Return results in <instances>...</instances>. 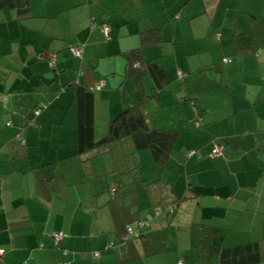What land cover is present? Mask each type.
<instances>
[{"label":"crops","instance_id":"0c3cea01","mask_svg":"<svg viewBox=\"0 0 264 264\" xmlns=\"http://www.w3.org/2000/svg\"><path fill=\"white\" fill-rule=\"evenodd\" d=\"M90 15L109 32L91 26ZM155 29L160 41L143 43ZM258 39L264 40V0H29L25 12L1 8L0 264H207L189 258L193 224L220 227L225 245L264 241V43ZM73 45L81 58L71 54ZM133 49L163 69L155 99L148 98L149 74L129 68ZM101 81L93 92L96 139L139 102L154 127L179 132L171 165L155 168L138 152L144 173L137 208L158 200L152 194L182 196L188 184L197 194L177 214L173 234L169 229L172 244L143 261L136 257L139 240L102 250L116 238L108 205V188L119 179L111 171L115 144L98 158L96 151L76 150V86ZM188 98L208 131L187 124ZM213 137L224 151L212 159ZM194 149L201 157L184 160L183 152ZM55 231L68 254L54 247ZM92 250H101L97 259Z\"/></svg>","mask_w":264,"mask_h":264},{"label":"trees","instance_id":"16d2710c","mask_svg":"<svg viewBox=\"0 0 264 264\" xmlns=\"http://www.w3.org/2000/svg\"><path fill=\"white\" fill-rule=\"evenodd\" d=\"M29 6V0H0V9L3 7H13L18 9L19 13L25 12ZM90 25H100L103 29L109 32L108 26L104 22L97 24V19L94 15L89 17ZM142 39L143 43L153 44L160 41L158 30H150ZM251 39L258 38L254 33L250 35ZM264 40L258 39V44H263ZM77 46V45H73ZM72 46L69 47V49ZM73 54V53H71ZM74 55V54H73ZM75 56V55H74ZM78 57V56H77ZM82 57V54L80 58ZM227 61V60H225ZM230 61V59H229ZM129 68L138 69L149 74L153 82L154 92L148 98H156L159 89L163 86V69L160 65L152 60H143L138 52V49H133L129 54ZM179 79H183L185 74L177 72ZM99 82L94 87L86 88L82 85H77L75 90L76 107H77V153L84 154L96 151V156L107 151L113 145L112 152L115 153V163L112 172H118L119 179L110 185L108 188L111 193L108 198V205L115 227L116 238L108 240L102 250L114 249L120 242L135 244L136 240L141 241L142 245L139 250L137 246L135 251L138 253L136 257L143 261L145 257H150L153 254H159L166 250L169 246L170 234L169 229L173 234L174 223L177 221V214L180 211H187L188 199L197 196L188 184L187 190L182 196H174L172 198H160V196L149 195L153 199L148 207L140 214L142 208H137L138 197L137 191L141 188L139 182L142 176V169L137 165L138 152L147 150L150 159L153 161L154 167L164 166L170 163L176 157L175 154L179 152L176 148V142L179 132L175 129L161 130L148 119L144 111V102L134 103L126 109L119 112L108 125L107 134L101 138L96 139L94 135V91L100 90ZM188 107H190L191 114L187 117V124H191V129L201 128L205 131L209 129L201 122L199 116L198 106L195 104L193 98H188ZM39 111V110H34ZM33 115L35 116L34 112ZM8 123V122H7ZM9 125V124H7ZM190 131V129H188ZM19 141L20 138L18 137ZM124 140H129L132 145V150H127ZM213 146L208 153L210 158H219L223 155L224 145L222 140L218 137H213ZM123 145V146H122ZM216 148H221L218 154L214 151ZM185 159L200 158V152L197 150H188L183 152ZM134 163V167H132ZM170 167V166H169ZM151 171V170H149ZM50 171H47V173ZM110 172V173H112ZM139 173V174H138ZM148 173V172H147ZM144 177V174H143ZM129 186V188H127ZM127 188V189H126ZM140 188V189H138ZM189 188V189H188ZM144 190V189H143ZM145 193V190H144ZM126 194L130 196H126ZM160 198V199H159ZM167 201V202H166ZM185 202L187 204L185 205ZM161 217L162 223L155 225L154 220ZM122 228V230H120ZM114 234V235H115ZM226 231L220 227L210 224L190 225V248L188 249L189 258L196 259L198 262L207 264H263L264 263V241L249 240L233 245H225L223 243ZM54 247L61 249L63 255L68 254V250L60 247L63 234L61 232L51 233ZM118 238L119 241L116 239ZM179 241V240H178ZM132 243V244H133ZM172 244V242H171ZM1 250V249H0ZM101 250H92L91 256L97 259L100 256ZM2 252V250H1ZM140 252V253H139ZM131 253H129L130 256ZM3 257L2 256L0 259ZM135 256L133 255V259ZM58 264H68L66 261H60ZM141 264H145L142 262ZM173 264H182V261H177Z\"/></svg>","mask_w":264,"mask_h":264},{"label":"built area","instance_id":"2783aa9c","mask_svg":"<svg viewBox=\"0 0 264 264\" xmlns=\"http://www.w3.org/2000/svg\"><path fill=\"white\" fill-rule=\"evenodd\" d=\"M104 30H106V28H104ZM70 51L75 55V56H78L80 57L81 54H82V49L78 46H72L70 48ZM52 63V62H51ZM103 85V83H100L99 87H101ZM39 113V111H34V114L37 115ZM7 124H10L9 122ZM221 150V148H216V150L214 151L215 154H218L219 151ZM2 256V252L0 250V257Z\"/></svg>","mask_w":264,"mask_h":264},{"label":"rangeland","instance_id":"374dc122","mask_svg":"<svg viewBox=\"0 0 264 264\" xmlns=\"http://www.w3.org/2000/svg\"><path fill=\"white\" fill-rule=\"evenodd\" d=\"M144 152L150 157L149 152H148L147 150H145ZM96 158H98V156H96ZM100 161H102V160H100ZM103 161H104V160H103ZM140 209H141V208H140ZM142 212H144V210L140 211L139 213L142 214Z\"/></svg>","mask_w":264,"mask_h":264},{"label":"clouds","instance_id":"9594fccd","mask_svg":"<svg viewBox=\"0 0 264 264\" xmlns=\"http://www.w3.org/2000/svg\"><path fill=\"white\" fill-rule=\"evenodd\" d=\"M10 123V122H9Z\"/></svg>","mask_w":264,"mask_h":264}]
</instances>
